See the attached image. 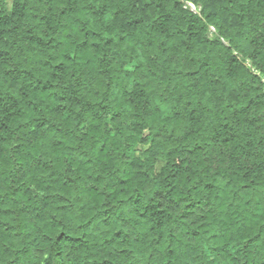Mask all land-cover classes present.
Segmentation results:
<instances>
[{"label": "trees", "instance_id": "1", "mask_svg": "<svg viewBox=\"0 0 264 264\" xmlns=\"http://www.w3.org/2000/svg\"><path fill=\"white\" fill-rule=\"evenodd\" d=\"M0 264H264V0H0Z\"/></svg>", "mask_w": 264, "mask_h": 264}, {"label": "rangeland", "instance_id": "2", "mask_svg": "<svg viewBox=\"0 0 264 264\" xmlns=\"http://www.w3.org/2000/svg\"><path fill=\"white\" fill-rule=\"evenodd\" d=\"M7 6L10 7V3L7 2ZM194 8V7H193ZM195 11H197V9H194ZM213 30V29H212Z\"/></svg>", "mask_w": 264, "mask_h": 264}, {"label": "water", "instance_id": "3", "mask_svg": "<svg viewBox=\"0 0 264 264\" xmlns=\"http://www.w3.org/2000/svg\"><path fill=\"white\" fill-rule=\"evenodd\" d=\"M194 6H192V8H193ZM193 9H195V7L193 8Z\"/></svg>", "mask_w": 264, "mask_h": 264}]
</instances>
